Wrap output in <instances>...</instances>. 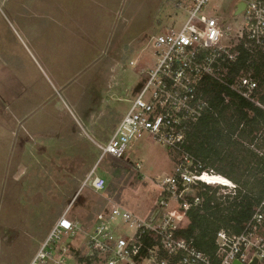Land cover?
<instances>
[{
  "label": "rangeland",
  "instance_id": "374dc122",
  "mask_svg": "<svg viewBox=\"0 0 264 264\" xmlns=\"http://www.w3.org/2000/svg\"><path fill=\"white\" fill-rule=\"evenodd\" d=\"M236 1L210 0L201 13L219 17L228 36L243 33L242 18L230 17ZM191 5L0 0V264H27L68 205L69 216L80 222L102 209L106 192L80 189L93 168V176L105 177L111 197L136 216L146 218L158 204L161 189L153 178L170 174L176 153L138 140L118 161L129 169L119 179L113 175L117 163L98 160L94 142L110 138L141 72L154 66V38L178 30ZM133 161L141 162L139 172ZM115 227L124 236L133 231L122 223Z\"/></svg>",
  "mask_w": 264,
  "mask_h": 264
},
{
  "label": "built area",
  "instance_id": "2783aa9c",
  "mask_svg": "<svg viewBox=\"0 0 264 264\" xmlns=\"http://www.w3.org/2000/svg\"><path fill=\"white\" fill-rule=\"evenodd\" d=\"M208 1L192 0L183 25L154 38L158 55L154 66L141 72L140 89L128 99L129 107L110 138L103 144L94 142L100 150L98 160L106 156L126 158L138 140L176 153L170 174L153 178L162 195L152 209H159L155 218L149 220L152 211L140 218L104 196L105 205L88 222L91 229L69 216L67 206L27 264H264V193L239 232L226 228L216 231L214 256L196 248L192 238L178 234L182 227L179 217L184 218L189 208L201 202L194 193L198 183L217 186L222 195L234 194L238 188L225 176L217 179L219 175L203 168L202 161L184 148L186 132L208 107L201 94L204 80L227 86L264 109L258 100L257 81L231 69L240 56L242 37L252 52L264 51V0H244L245 9L239 17L243 33L229 32L230 36L219 17L201 13ZM251 146L264 157V126ZM132 165L136 172L141 170V162L133 161ZM93 172L94 168L80 189L105 193V177L93 176ZM117 223L133 231L126 236L119 234ZM63 237L74 241L63 243Z\"/></svg>",
  "mask_w": 264,
  "mask_h": 264
},
{
  "label": "trees",
  "instance_id": "16d2710c",
  "mask_svg": "<svg viewBox=\"0 0 264 264\" xmlns=\"http://www.w3.org/2000/svg\"><path fill=\"white\" fill-rule=\"evenodd\" d=\"M238 47L240 56L231 69L257 81L258 100L264 104V51L252 52L244 37ZM204 82L201 94L208 107L186 132L184 148L202 161L203 168L212 167L210 170L229 178L238 188L234 194L222 195L218 194L217 186L198 183L194 189L201 202L185 212L178 234L192 238L196 248L214 256L216 231L226 228L239 232L264 193V157L251 146L264 126V109L216 81ZM0 129L5 131L1 125ZM106 157L117 163L114 176L120 179L128 172V167L118 162L121 159ZM107 186L105 192L111 197L113 193ZM91 218H85L87 221H82V225L85 226Z\"/></svg>",
  "mask_w": 264,
  "mask_h": 264
},
{
  "label": "water",
  "instance_id": "95a60500",
  "mask_svg": "<svg viewBox=\"0 0 264 264\" xmlns=\"http://www.w3.org/2000/svg\"><path fill=\"white\" fill-rule=\"evenodd\" d=\"M245 1L244 0H237L236 3L233 5L232 7V10H231V14H230V17L232 18H238L240 17L243 12H244V9H245ZM140 86H141V82L140 81H137V83L132 87L131 89V93H130V96H133L135 95L139 89H140ZM165 150H167V147L164 148ZM191 194L193 193L192 191L190 192ZM154 206H151L148 211H147V215H149L152 211ZM158 208H155L152 213L150 214L149 216V220H153L155 218V216L157 215L158 213ZM179 220H180V225L182 226L183 223H184V219L182 217H179ZM255 262V261H254ZM253 262V264H254ZM235 264H241V263H238V262H235Z\"/></svg>",
  "mask_w": 264,
  "mask_h": 264
},
{
  "label": "bare ground",
  "instance_id": "6f19581e",
  "mask_svg": "<svg viewBox=\"0 0 264 264\" xmlns=\"http://www.w3.org/2000/svg\"><path fill=\"white\" fill-rule=\"evenodd\" d=\"M215 175H219V174H215ZM223 176H221V175H219L218 177H217V179H221V180H223Z\"/></svg>",
  "mask_w": 264,
  "mask_h": 264
},
{
  "label": "crops",
  "instance_id": "0c3cea01",
  "mask_svg": "<svg viewBox=\"0 0 264 264\" xmlns=\"http://www.w3.org/2000/svg\"><path fill=\"white\" fill-rule=\"evenodd\" d=\"M12 141H13V140H12ZM70 203H71V202H70ZM68 206H69V205H68ZM55 221H56V220H55ZM50 228H51V227H50ZM44 238H45V237H44ZM43 240H44V239H43ZM43 240H42V241H43ZM41 243H42V242H41ZM37 249H38V248H37Z\"/></svg>",
  "mask_w": 264,
  "mask_h": 264
}]
</instances>
